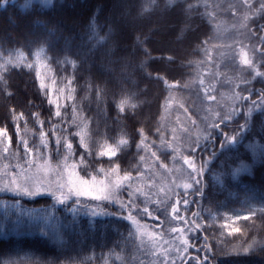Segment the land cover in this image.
Returning a JSON list of instances; mask_svg holds the SVG:
<instances>
[{
  "label": "trees",
  "instance_id": "16d2710c",
  "mask_svg": "<svg viewBox=\"0 0 264 264\" xmlns=\"http://www.w3.org/2000/svg\"><path fill=\"white\" fill-rule=\"evenodd\" d=\"M189 1L0 0V129L15 147L20 126L41 120L53 153L73 144L86 174L136 166L144 137L160 126L167 82L188 80L190 62L213 36L210 16ZM244 113L222 126L247 127L237 145L200 148L199 190L186 196L198 216L249 217L221 237L215 225L200 230L198 250L209 264H264V155L252 152L264 146V109ZM108 148L116 155L101 157ZM241 164L252 169L235 176ZM73 207L50 195L0 194V264H95L127 244L126 222Z\"/></svg>",
  "mask_w": 264,
  "mask_h": 264
},
{
  "label": "rangeland",
  "instance_id": "374dc122",
  "mask_svg": "<svg viewBox=\"0 0 264 264\" xmlns=\"http://www.w3.org/2000/svg\"><path fill=\"white\" fill-rule=\"evenodd\" d=\"M39 1L48 3L51 0ZM166 1L174 5L183 0ZM248 3L252 5L250 9L245 7ZM260 3L261 0L187 2L188 8L202 9L210 16L213 36L190 62L192 68L188 80L167 82L169 93L163 104L160 126L155 136L144 137L136 166L134 161H130L123 171L119 164L114 163L104 165L98 173L88 170V174L85 171L84 174V164L77 157L74 145L69 143L72 145L69 152L64 144L60 154L55 155L52 151L54 144L47 138L41 120H37V125L29 123L26 127L20 126L15 147L10 135L0 129V135H5L0 137V194L41 196L9 186L15 180L16 187L42 183L55 188L57 182L67 184L68 173L73 170L72 165H76L72 178L88 181L86 186H76L85 187L90 192L82 193L80 199L83 201L79 204L73 200L64 203H74L75 214H86L92 218L110 216L129 225L127 244L111 246L95 264H181V261L188 264L190 260L201 264L202 254L198 251L200 230L215 225L219 237L221 234H232L239 228L241 215L223 213L205 218V214L200 213L198 216L186 196L193 190H199L200 148L205 146L206 151L214 153L237 145L247 127L243 125L241 130L232 132L225 130L223 124L239 119L244 111L250 117L264 109V105L259 104L256 85L257 82H264V77H255L252 72L254 67L264 73V56L261 55L264 47L258 41L261 35L258 25L264 23V13L258 12ZM245 15L250 17L246 21L247 27L242 26ZM237 94L250 96V99L236 104L233 97ZM233 107L236 108L235 114L221 122L219 117ZM214 121L219 123L220 128L210 127ZM220 135L223 136L221 143L216 139ZM252 152L264 155V146L254 145ZM185 160L191 163L186 164ZM193 167L199 176L189 179ZM113 169L116 171L113 172ZM251 169L250 165L241 164L234 175ZM125 175L131 179L123 181ZM117 179L121 180V186L112 192V197L123 202L124 211L116 203L103 199ZM185 185H188L187 189ZM95 195H100L102 199L92 201L98 199ZM173 207L177 212H172ZM91 209H95V213ZM174 216L176 219H173ZM195 219H199L198 224ZM177 228L180 231H176ZM182 239L188 241L187 248Z\"/></svg>",
  "mask_w": 264,
  "mask_h": 264
},
{
  "label": "snow or ice",
  "instance_id": "6c2138e0",
  "mask_svg": "<svg viewBox=\"0 0 264 264\" xmlns=\"http://www.w3.org/2000/svg\"><path fill=\"white\" fill-rule=\"evenodd\" d=\"M245 7H247V8L250 9V8L252 7V5H251L250 3H248V4L245 5ZM258 12H260V13H264V0H261L260 8L258 9ZM249 18H250V17H249L248 15H245V16L243 17V23H242V26H243V27H247L246 21H247ZM260 31H261V32H264V25H261V26H260ZM249 35H251V33H249ZM258 41H259L261 47H264V35H260V36L258 37ZM261 55H264V53H261ZM19 59L23 61V60H25V57H23V56H19ZM245 63L247 64V66L252 67L251 64H248V62H245ZM2 67H3V65L0 64V68H2ZM252 72H253V75H254L255 77H264V73H261L260 71H258V70H257L256 68H254V67H252ZM249 82H250V81H249ZM68 84H69V85L72 84V80H71V79L68 81ZM43 87H44V85H41V88H43ZM237 87H239V85H237ZM233 99H234V101H235L236 104H240L241 101H245V102L249 101V96H244V95H239V94H237V95H235V96L233 97ZM49 103L51 104V100H49ZM123 103H125V102H122V104H123ZM259 104L264 105V94H261V95H260V101H259ZM132 107H134V105H132ZM121 110H123V109L121 108ZM235 112H236V108L233 107V108L231 109V111H229V112H225L223 116L219 117V120H220L221 122H224V121H226V120L229 119L230 115H234ZM57 115H59V113H57ZM210 127H211L212 129H218V128H220V125H219V123H217V122L214 121V122L210 125ZM4 133H5V132H4ZM140 135H141V138L143 139V134L140 133ZM4 136H5V135H0V137H4ZM205 138H207V137H205ZM41 140H43V136H41ZM64 143H65V147H66V148L69 150V152H70V151H71V148H72V145L69 144V143H67V141H65ZM124 143H126V141H121V144H124ZM80 147H81V149H83L84 151H87V149L85 148V146H84V144H83L82 141H81ZM138 147H139V146H138ZM24 151H25V152L28 151L27 147H25ZM99 155H100L101 157H103V156H114V155H116V152H115L114 149L108 148L106 151H102V152H100ZM185 163L187 164V163H191V162L185 160ZM75 168H76V165H72V169H73V170H72L71 172L68 173V175H69L70 178H69L67 184H63V183L57 182L55 188H52V187H50V186H45V185L42 184V183H37V184L34 185V186L24 185V186H22V187H16V183H17V182H16L15 180L12 181V184H11V186H9V187H11V188H13V189H15V190H24V191H27L30 195H31V194L41 195V196H43V195H50V196H52L54 199H56L57 202H59V203H64V202L67 201V200H73L76 204H79L80 202L83 201V200L80 199L81 197H83L82 193L90 192V190L86 189L85 187H80V188H78V187L76 186L77 184H79V185H81V186H86V185L88 184V181H87V180H81V179H79V178H75V179H73L72 177L75 176ZM115 171H116V169H113V172H115ZM198 176H199V173H198V172L195 170V168L193 167L192 172L189 173V179H192L193 177H198ZM130 179H131V177H129V176H127V175H125V176L123 177V181H129ZM92 183L95 184L96 181L93 180ZM101 184H103L102 181H101ZM120 186H121V180H120V179H117V180L114 182V184L112 185V187L108 189V192H107V194L103 197V199L108 200V202H110V203H116V204L120 207V209H121L122 211H124V210H126V209H125V207H124V205H123V202L119 201L118 199H114V198L112 197V192H113L115 189H119ZM187 187H188V185H185V188H186V189H187ZM58 192L60 193L59 195L57 194ZM95 196L98 197V199H96V200H92V201H98V200H101V199H102V197H101L100 195H95ZM73 197H75V199H72ZM185 204L187 205V201H185ZM90 211H92L93 213H95L96 210H95V209H91ZM143 211H147V209H144ZM172 212H173V213L177 212V209H176L175 207H173V208H172ZM194 215H195V214H194ZM173 219H176V217L174 216ZM240 219L247 220V219H249V217H248V216H241ZM190 228H191V226H190ZM175 230H176V231H180V229H178V228L175 229ZM182 243H183V245H184L185 248L188 247V241H187V240H183V239H182ZM198 251H199V250H198ZM207 251H208V250L206 249V246H205V254H206V255H207ZM178 255H179V253H178ZM181 264H183V261H181ZM188 264H195V261H194V260H190V261L188 262ZM201 264H209V262H208V261H203V262H201Z\"/></svg>",
  "mask_w": 264,
  "mask_h": 264
},
{
  "label": "flooded vegetation",
  "instance_id": "af4514ba",
  "mask_svg": "<svg viewBox=\"0 0 264 264\" xmlns=\"http://www.w3.org/2000/svg\"><path fill=\"white\" fill-rule=\"evenodd\" d=\"M261 25H264V23H260V24L258 25L259 34L264 35V32H261V31H260V26H261ZM263 91H264V86H259V87H257V92L259 93V95L263 94V93H264Z\"/></svg>",
  "mask_w": 264,
  "mask_h": 264
}]
</instances>
